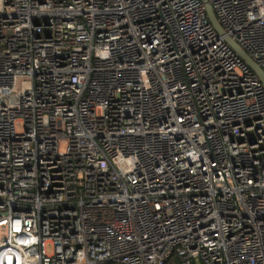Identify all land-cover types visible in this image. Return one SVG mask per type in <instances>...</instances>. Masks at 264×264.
<instances>
[{"label": "built area", "instance_id": "built-area-1", "mask_svg": "<svg viewBox=\"0 0 264 264\" xmlns=\"http://www.w3.org/2000/svg\"><path fill=\"white\" fill-rule=\"evenodd\" d=\"M209 2L264 69V0ZM0 264H264V85L201 0H0Z\"/></svg>", "mask_w": 264, "mask_h": 264}, {"label": "water", "instance_id": "water-1", "mask_svg": "<svg viewBox=\"0 0 264 264\" xmlns=\"http://www.w3.org/2000/svg\"><path fill=\"white\" fill-rule=\"evenodd\" d=\"M205 7L207 16L211 24L215 27L219 34L223 35L230 46L239 54V56L253 69L264 85V69L249 55V53L229 34L226 33L222 24L216 16L214 8L209 0H201Z\"/></svg>", "mask_w": 264, "mask_h": 264}, {"label": "rangeland", "instance_id": "rangeland-1", "mask_svg": "<svg viewBox=\"0 0 264 264\" xmlns=\"http://www.w3.org/2000/svg\"><path fill=\"white\" fill-rule=\"evenodd\" d=\"M49 251H51V246L48 247Z\"/></svg>", "mask_w": 264, "mask_h": 264}]
</instances>
